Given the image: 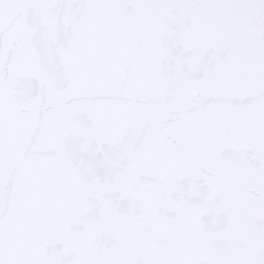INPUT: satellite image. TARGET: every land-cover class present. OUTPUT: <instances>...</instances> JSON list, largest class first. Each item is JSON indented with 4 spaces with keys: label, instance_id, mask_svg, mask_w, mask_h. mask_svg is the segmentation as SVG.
<instances>
[{
    "label": "water",
    "instance_id": "water-1",
    "mask_svg": "<svg viewBox=\"0 0 264 264\" xmlns=\"http://www.w3.org/2000/svg\"><path fill=\"white\" fill-rule=\"evenodd\" d=\"M0 264H264V0H0Z\"/></svg>",
    "mask_w": 264,
    "mask_h": 264
}]
</instances>
